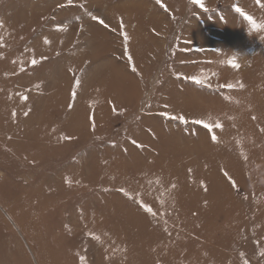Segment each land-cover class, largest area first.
Returning <instances> with one entry per match:
<instances>
[{"label": "rangeland", "instance_id": "rangeland-1", "mask_svg": "<svg viewBox=\"0 0 264 264\" xmlns=\"http://www.w3.org/2000/svg\"><path fill=\"white\" fill-rule=\"evenodd\" d=\"M203 4L0 0V264H264V0Z\"/></svg>", "mask_w": 264, "mask_h": 264}, {"label": "bare ground", "instance_id": "bare-ground-1", "mask_svg": "<svg viewBox=\"0 0 264 264\" xmlns=\"http://www.w3.org/2000/svg\"><path fill=\"white\" fill-rule=\"evenodd\" d=\"M4 61L5 60H3V63H4ZM4 68H5V70H3L2 74H0V122L6 123V124L0 125V134L2 135V136L0 135V141L1 142L3 141V145H4L5 142L3 139L11 137V135H9V136H3V135H5L7 133L9 134L11 132V129L13 128L14 131L16 130L15 136H19V139L11 137L10 144L9 145L6 144L5 147L8 150L11 149V150L21 151V150L25 149V144H26V141L24 140V136L23 137L20 136V135H24V133H25V128H26L25 122L22 121L23 119H21V120L19 119V120H15V121H11V120L9 121V114H10L9 113V107H11V105H10L11 94L7 90V89H9L8 65H5ZM11 110H12V108H11ZM14 110L19 111V112H23V105H14ZM9 123H11L12 126ZM13 135H14V133H13ZM5 141H7V140H5ZM12 142H14L15 144H13ZM15 148H17V149H15ZM33 240H34L35 245L39 248V250H41V252H42V249L47 250L49 252L48 253L49 264H82L78 258L80 251L77 254H75L76 252L75 253L71 252L70 255H67L66 259L62 261L63 263L59 262V258L63 255V253H62V245H61L60 239L57 237H54L52 245H50L48 239H46L45 242L42 240L43 242L39 243V241H38L39 238L37 237V235L33 238ZM73 240H75V239H73ZM72 248L74 249V247H72ZM77 249H79V247ZM82 249H81V251H82ZM79 257H80V255H79ZM82 261H83V259H82ZM83 263H85V262H83Z\"/></svg>", "mask_w": 264, "mask_h": 264}, {"label": "snow or ice", "instance_id": "snow-or-ice-1", "mask_svg": "<svg viewBox=\"0 0 264 264\" xmlns=\"http://www.w3.org/2000/svg\"><path fill=\"white\" fill-rule=\"evenodd\" d=\"M71 2H72V0H69V4H71ZM192 2H193L194 4L199 5L201 8H204L203 0H192ZM157 3H159V0H157ZM257 3L259 4V3H260V0H257ZM262 6H264V5H262ZM204 10L207 11V9H204ZM235 10H236L238 13H240L242 16H244L246 20H248L249 22H251V23L253 24L254 27L257 26L256 23H255V21L253 20V17H251V16H249V15H245V13H244L239 7H237ZM93 19H94V20H98V18L95 17V16L93 17ZM99 23L104 24V21H103V20H99ZM0 26H2V25H0ZM105 27H107V25H105ZM125 39H127V36H126V35H125ZM45 43H49V41L46 39V40H45ZM36 63H37V61H36L35 59H33V60H32V64L35 65ZM232 67H234V68H238L239 65L236 64V63H234V62H232ZM192 79H193V81H194L195 83H197V84H200V83H201L200 80L195 79L194 77H193ZM227 87H231V85H227ZM162 115H166V114L162 113ZM168 118H169V119H178V120H180L182 123H185V124L188 123V121L185 120L183 116H180V117L169 116ZM193 123H198V124H200V123H203V122H202V121H193ZM203 126H204L205 128H208V127H209V125H207V124H204ZM212 139L215 140L216 137L213 136ZM133 143H135V141H133ZM147 210H148L149 212L152 211L151 208H148Z\"/></svg>", "mask_w": 264, "mask_h": 264}]
</instances>
